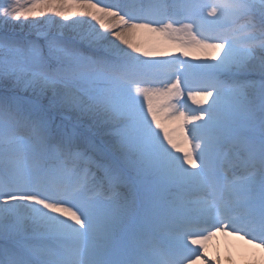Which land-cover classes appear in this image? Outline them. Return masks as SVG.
Masks as SVG:
<instances>
[{
    "label": "rangeland",
    "instance_id": "1",
    "mask_svg": "<svg viewBox=\"0 0 264 264\" xmlns=\"http://www.w3.org/2000/svg\"><path fill=\"white\" fill-rule=\"evenodd\" d=\"M178 1L175 22L156 0H0V264L100 261L134 189L168 212L223 149L238 197L264 193V0Z\"/></svg>",
    "mask_w": 264,
    "mask_h": 264
},
{
    "label": "bare ground",
    "instance_id": "2",
    "mask_svg": "<svg viewBox=\"0 0 264 264\" xmlns=\"http://www.w3.org/2000/svg\"><path fill=\"white\" fill-rule=\"evenodd\" d=\"M88 8L90 9L91 6H89ZM107 14L110 15V13L108 12ZM110 17L113 20V16L110 15ZM132 28L129 29L132 30ZM129 29H126L125 31H121L117 34L111 35L108 38H106L104 44H102L101 49H103L104 46L107 45L113 46L114 44H121L123 40H125L128 37V35L131 34L130 33L131 31ZM200 29H203V27H201ZM164 66L167 69L169 68L168 65L166 64H164ZM194 120L195 117H189L188 122L191 125H194L195 124ZM166 121L169 127L174 128L173 121H171L168 118ZM223 154L224 152H221L219 159L223 157ZM229 180L232 179L230 178ZM205 182H207L206 179L204 177H201V175L198 172H196V175L193 178L185 182L183 185L178 186L180 196L173 199L176 208L173 209L174 214L172 219H170V222H168V225H176L178 227H184L185 224H194V226L199 228L201 227L200 229H203L205 228L204 226L207 225V223H211L213 221V225L217 223V226L212 228V231L214 230L213 233L211 235L206 236L203 239L188 238L183 240L182 238L179 237L178 238L172 237L169 240H167L166 243L167 247L170 248L172 252H174L175 257L185 254L184 256H182V259H185L186 257L190 256V252L187 250L188 248L189 249L195 248L194 251H196L197 245L201 246L202 252L197 257V259L194 261L193 264H264V245L257 246L254 243L250 244L243 241L241 238H238L237 235L230 236V235H225L223 233L222 226H220L221 219H223L226 215L232 212V210L229 209L230 206H235V207L240 206L239 200L236 197L234 198L230 186L228 188H225L223 195H220V197L223 198H220L218 197L219 194H216L215 192L206 191L208 184ZM219 182H223V181L219 180ZM206 194L207 196H209L210 194L211 197L207 198ZM154 199H159L161 202L165 201L162 196H156ZM204 200H210L212 206L210 207L207 206L206 203H204ZM223 200L226 201L225 204L220 203ZM154 204L147 206V210H148L147 215L150 216V218H152V214L150 213V211L153 210V206H155ZM221 204H223V207L221 206ZM157 207H161V206H157ZM210 218L212 220H210ZM262 219H264V216H262ZM174 222H176L177 224H174ZM201 222L202 225L200 224ZM229 224L230 223H227V225ZM239 224H240L239 222L231 221L229 228L231 230L234 228L235 231L239 228L237 227ZM186 227H188V225ZM196 227L194 228L197 229ZM165 228L166 227H164L163 225V229H158V230L164 233L165 236H167V232L165 231ZM170 229L173 230V228ZM101 232L103 231L95 230L94 233L102 234ZM174 233L177 232L174 231ZM231 242H233V246L231 245L232 244ZM174 244H182V245L174 246ZM176 247H179L181 250L184 249L185 250L184 252L179 254L177 253L176 255L175 249H172ZM91 258L94 259V257L91 256L89 257V260ZM155 258L156 257H153V259L149 258V260L147 259V264H153V263L161 264L158 261H163L162 258H158V260L155 261ZM175 261H177L176 258ZM78 263L90 264L88 262H78Z\"/></svg>",
    "mask_w": 264,
    "mask_h": 264
}]
</instances>
